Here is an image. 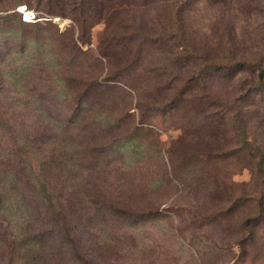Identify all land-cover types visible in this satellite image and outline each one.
I'll return each mask as SVG.
<instances>
[{"label":"rangeland","instance_id":"rangeland-1","mask_svg":"<svg viewBox=\"0 0 264 264\" xmlns=\"http://www.w3.org/2000/svg\"><path fill=\"white\" fill-rule=\"evenodd\" d=\"M70 1L0 0V121L18 128L17 140L29 137L30 173L41 190L33 207L11 193L0 209V264H264L257 206L264 192V79L256 82L264 68V0L170 1L179 3L189 51L198 54L193 73L168 66L160 42L125 68L122 41L137 36L121 28L123 19L147 11L151 26L171 3L132 11L127 0H108L80 17ZM29 13L37 24L22 23ZM240 62L245 66L237 68ZM88 83L112 89L101 95L96 88L93 106L81 111L75 97ZM169 84L194 89L186 101L203 103L219 128L202 124L183 102L176 108L177 97L164 90ZM99 109L111 132L96 128ZM212 130L218 138L206 135Z\"/></svg>","mask_w":264,"mask_h":264},{"label":"trees","instance_id":"trees-1","mask_svg":"<svg viewBox=\"0 0 264 264\" xmlns=\"http://www.w3.org/2000/svg\"><path fill=\"white\" fill-rule=\"evenodd\" d=\"M105 1L108 0H71V4L72 7L75 8L76 10V14H78L80 17L86 13V11H91L94 8V5L98 4L101 5L102 3H104ZM171 0H140V2L138 0H127L128 5L127 8L132 10L134 9L137 10L141 7H147V6H153V5H165L168 3V9L170 10V12L167 14V16L164 18V20L162 21H156L154 22L153 25L149 26L148 24V19H146V12L142 11L139 16H134V15H130L127 14V16L123 19L122 24H121V28H133L134 31H132L133 34H135L137 36V38H135L133 35H129L126 40L122 41L123 43H125L127 45V55L129 56L128 59L125 61L126 62V66L125 68L127 69H132L134 68L138 62H141L144 58L143 56V52L146 51L145 46L147 44H152L154 45L155 42H160L161 45H163L164 47V52L166 54V61H167V65L168 66H180L181 68L183 67H190L191 73L195 72L194 69L197 68V64H198V54H196L193 51H189L190 50V43L188 40V35L186 32H184L183 30L186 31L185 26L183 25V16L181 14L182 10L180 9L179 3L176 1L175 3L170 2ZM59 3V2H58ZM87 9V10H86ZM28 10V9H27ZM122 14L124 12H121ZM124 16H122L123 18ZM129 17H132V19H128ZM22 19V18H21ZM23 21V20H22ZM85 21H83L82 23H84ZM24 25H30V24H37L36 22H22ZM29 23V24H28ZM171 28L175 33L171 32ZM152 30H154L155 32L152 33ZM128 31V30H127ZM168 41V42H166ZM107 42V40H106ZM170 43L167 48H166V43ZM185 48L187 50H185ZM105 50L106 52H108L107 54L114 57L113 59H117L118 54L116 55V53L113 51V47H112V43L111 42H107L105 44ZM190 53V55H187V53ZM216 62V61H215ZM206 67L209 68H225L224 65H217L216 63H210V61L205 60L204 61ZM235 66H237V68L240 67H244L245 66V62H240V63H235ZM113 68V60H112V67ZM125 69V70H127ZM111 71V69H110ZM117 71H124V68H122L121 70H116L114 72V74ZM60 79V78H59ZM264 79V68H260V76L258 78L259 82L261 80ZM181 86L183 89L182 91H175L176 88H179L177 86L172 87V85H167L164 90L166 92H171L172 94H174L177 98L174 99L173 104H175L176 108H179L180 106H182V102L184 104H187L189 106H191V110L194 114L197 115H202L201 120H202V124L204 122H207L208 124H210L211 126H215L217 128H219L218 126H216L215 121V115L210 116V114L207 111H204L203 109V103L201 105H196V99H192L190 101H186V96H193L194 89H189V91L191 93H188V91L185 92V90L188 88L187 85L185 84H181L179 85ZM100 84H96V83H88L84 86V90L82 89V93L78 96H76L75 98H78L77 100H80V109L82 111V109H89L91 108L92 103H91V95L93 96L95 93V89H100L101 93L99 94H106V92H108V89H112V87H105V88H100ZM105 89V90H103ZM181 90V89H179ZM200 106L202 107L203 110L200 109ZM215 107L213 103H211V107H209V111H211V109ZM186 109V107H185ZM84 110V111H85ZM96 110V109H94ZM95 112V117L93 118L95 120V122H99L98 125H96V128L101 129L102 124H105L106 126V131L111 132V130L113 128H115L113 126V124L111 123V121L109 119H107L106 115L104 113H102L101 109H99L98 111H94ZM98 112V113H97ZM212 119V120H211ZM74 120V119H73ZM58 124H63L64 122L61 120H57ZM78 118L75 119V123L77 124ZM16 123L17 124H21V123ZM65 124V123H64ZM22 126V124H21ZM24 128V127H23ZM0 131H5L6 134H0V209L3 208L2 206H4L5 204H7V202H11L10 197H11V193L15 194L16 196L19 195L20 199H24V201L27 202V205L31 204L33 207V202L34 200L39 201V195L37 193L36 189H39L34 181H33V175L30 173V170H32L33 164L31 165V160H28V156H31L33 153L32 151L26 149L27 146V141L30 140L29 137L27 138H21L18 139V128H11L9 121H0ZM54 131V128L51 126L48 129V132H52ZM210 133V134H209ZM17 134V135H16ZM42 136L44 134L41 133ZM206 135H217L218 138V134L216 133L215 130H212L208 133H206ZM61 136V135H60ZM7 137V138H6ZM6 138V139H5ZM6 141H5V140ZM47 139V138H45ZM53 140V139H52ZM133 140H135V137H130V138H125L123 139L124 144H129L131 143ZM245 144H247V141L245 142ZM7 145V146H5ZM113 146V145H112ZM110 146V147H112ZM109 147V148H110ZM103 146L99 147L98 149L94 150L101 152L102 151ZM105 149V151H108V149ZM245 153H249L250 156L253 159L252 165H254L255 168V172L258 173V175H260V159H258L257 157H255V155L253 154V150L251 149V145L247 144L246 147L243 148ZM86 153L88 151H85ZM222 154L223 153V157L228 156L229 158H235V156L237 155L236 152L237 151H220ZM143 151L139 150V151H133L132 152V156L131 159H134L140 155H142ZM87 156V155H86ZM90 159H96L98 158V156H89ZM8 161V162H5ZM56 166H59L58 164L55 163ZM48 172V176L50 175V173H52L51 169H46ZM35 172H37L35 170ZM39 175V174H38ZM46 184L47 186H52L53 188V183L52 181L47 178L46 176ZM42 190H46L45 186L42 185L41 187ZM54 189V188H53ZM40 190V189H39ZM259 190H260V183H259ZM41 191V190H40ZM43 191V192H44ZM30 192L32 193V195H30ZM45 193V192H44ZM260 194V193H259ZM258 208L260 209V214L264 213V192L262 195V199L261 201L259 200L258 202ZM254 222L255 219H251ZM260 218L256 219L255 223H254V227H257L259 225ZM2 221H0L1 224ZM249 223V221H248ZM264 223V222H263ZM1 226V225H0ZM248 226V224H247ZM251 226V225H249ZM33 238H35V236H33ZM37 238V237H36Z\"/></svg>","mask_w":264,"mask_h":264},{"label":"built area","instance_id":"built-area-1","mask_svg":"<svg viewBox=\"0 0 264 264\" xmlns=\"http://www.w3.org/2000/svg\"><path fill=\"white\" fill-rule=\"evenodd\" d=\"M36 19V16L34 13H29V14H25V17H24V21L25 22H34V20Z\"/></svg>","mask_w":264,"mask_h":264}]
</instances>
